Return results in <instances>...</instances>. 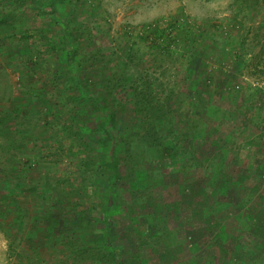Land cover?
<instances>
[{
  "label": "rangeland",
  "instance_id": "1",
  "mask_svg": "<svg viewBox=\"0 0 264 264\" xmlns=\"http://www.w3.org/2000/svg\"><path fill=\"white\" fill-rule=\"evenodd\" d=\"M216 76L244 103L215 95L226 111L203 145L191 128ZM81 86L94 102L75 101ZM143 98L155 106L141 126ZM100 100L122 140L108 220L117 260L99 235L111 175ZM220 145L223 165L236 153L264 177V0H0V264H235V205L219 206L218 240L194 234L207 224L192 218L191 148L206 165Z\"/></svg>",
  "mask_w": 264,
  "mask_h": 264
},
{
  "label": "trees",
  "instance_id": "2",
  "mask_svg": "<svg viewBox=\"0 0 264 264\" xmlns=\"http://www.w3.org/2000/svg\"><path fill=\"white\" fill-rule=\"evenodd\" d=\"M64 26L66 27V25ZM66 34L68 37H71L68 32ZM65 51L71 68L69 73L71 76V82L72 85L76 87L79 84L75 65L76 49L70 44L69 46H66ZM189 66H195L192 60H190ZM125 81V78H120L116 82L117 85L120 86L123 85ZM222 82L223 81L216 76L215 83L213 84L214 93H208L209 97L205 99L203 108L200 110L199 114L196 115L197 120L191 128L195 139L203 145H206V141H208L209 144L213 142L216 135L214 128L219 130L218 121L220 119V114L226 111L222 106L213 101V99L217 98L215 95H218V97L221 98L225 96L227 98L225 100L229 103L230 107H237L244 103V101H241L240 91L238 94H234V92L224 90ZM125 87H128L127 83L125 84ZM79 88L81 94L78 95V98L75 100L78 104L86 102L88 105L90 101H95L93 99H90L89 101L85 89L82 86ZM143 99V105L136 101L133 103L135 123H137L136 125L141 126L145 124V119L148 116V113H150L155 106L150 98ZM225 100L221 99V101ZM199 101L203 102L199 99L196 103H199ZM97 103L103 111L104 133L107 137L106 141L108 143L106 147V163L111 170L110 180L104 185L106 188L99 189V196L101 197V216L99 217V223L102 225L99 235L103 242L102 248L117 260L119 250H114L112 246L109 234L112 226L109 225L108 220L109 212H111V208L113 207L111 187L113 188L116 185L120 177L121 161L116 149L122 140L119 136L115 134L112 135L109 132V129L114 122V114L108 109L107 101L100 100L97 101ZM169 145V143L161 144L165 149H168ZM222 149L223 148L220 145L219 150L214 153L207 164L204 165L201 163L200 158L196 156L194 149L191 148L194 160L193 166L196 168V174H199L197 182L200 185L196 197L193 198V201L197 206V213L195 214L196 216H193L192 218L198 220L199 217L205 220L207 224L202 227H197L194 234L196 233V236L200 234L207 236L209 234L212 235V240L210 241L218 240V236L225 233L224 226L220 225L217 221H213V219H216L220 213L219 206L222 205V203H224V205H235L238 209L237 218L239 223H241V227L244 228L245 233L239 234L236 237L237 244L234 246V250L231 253L233 258L230 257V259L231 261H234L235 264H264V188L261 184L264 181L263 172L258 168L249 171L248 169L241 167L238 154L236 153H234V155L232 154L229 163L230 166L226 167L223 163L227 153ZM244 172L245 175L243 176ZM221 176L223 178L222 181ZM232 193L234 194L231 195ZM13 195V192H10L8 194V199L13 200ZM14 211L15 206L12 205L10 214H13ZM113 252L114 254H112ZM118 264H126V262L120 259Z\"/></svg>",
  "mask_w": 264,
  "mask_h": 264
}]
</instances>
